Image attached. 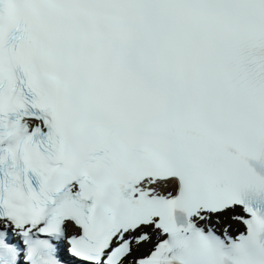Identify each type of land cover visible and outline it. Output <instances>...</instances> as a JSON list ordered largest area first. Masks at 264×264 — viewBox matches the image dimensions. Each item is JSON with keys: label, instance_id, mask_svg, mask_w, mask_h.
Returning a JSON list of instances; mask_svg holds the SVG:
<instances>
[{"label": "bare ground", "instance_id": "6f19581e", "mask_svg": "<svg viewBox=\"0 0 264 264\" xmlns=\"http://www.w3.org/2000/svg\"><path fill=\"white\" fill-rule=\"evenodd\" d=\"M160 187L162 188H165L164 190H168V188H174L175 187V184L173 183L172 180H168V181H165V182H161L160 183ZM237 212V209L236 208H230V209H227L225 210L223 213L217 215L219 216V219L217 218V221L221 223V225H223L224 227H226V229H229V230H236L238 229V227L240 226V224L235 221L234 219V213ZM145 229H147L148 231H150V229L148 227H146ZM155 232H151V235L149 237V239L145 240V241H139L137 240L136 238V235L134 234H131V245H130V248H129V253H128V256H127V259L125 261V263L128 262V258L132 255H134V249L135 248H139V249H145L147 247L150 246L151 244V236L154 235Z\"/></svg>", "mask_w": 264, "mask_h": 264}]
</instances>
